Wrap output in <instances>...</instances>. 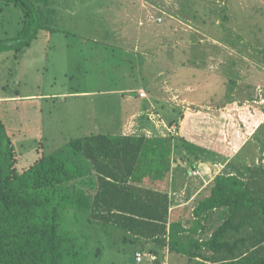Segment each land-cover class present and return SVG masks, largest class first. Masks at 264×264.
Instances as JSON below:
<instances>
[{
  "label": "rangeland",
  "instance_id": "374dc122",
  "mask_svg": "<svg viewBox=\"0 0 264 264\" xmlns=\"http://www.w3.org/2000/svg\"><path fill=\"white\" fill-rule=\"evenodd\" d=\"M30 1L42 28L23 49L24 11L0 1V119L19 169L93 134L173 138L171 222L189 229L217 176L264 166V0ZM134 249L95 262L134 264Z\"/></svg>",
  "mask_w": 264,
  "mask_h": 264
},
{
  "label": "trees",
  "instance_id": "16d2710c",
  "mask_svg": "<svg viewBox=\"0 0 264 264\" xmlns=\"http://www.w3.org/2000/svg\"><path fill=\"white\" fill-rule=\"evenodd\" d=\"M0 1L24 11L17 39L30 46L42 28L31 1ZM173 141L98 133L22 170L0 119V264H97L119 244L136 245L134 264L139 252L162 264L167 249L188 264H264V166L217 176L186 229L171 222ZM215 211L223 222L203 239Z\"/></svg>",
  "mask_w": 264,
  "mask_h": 264
},
{
  "label": "crops",
  "instance_id": "0c3cea01",
  "mask_svg": "<svg viewBox=\"0 0 264 264\" xmlns=\"http://www.w3.org/2000/svg\"><path fill=\"white\" fill-rule=\"evenodd\" d=\"M169 183V194H170V197L173 199H175L176 196H179L180 193H176V186L177 184H175L176 182H168ZM194 194V193H193ZM192 194V196H193ZM173 199V200H174Z\"/></svg>",
  "mask_w": 264,
  "mask_h": 264
},
{
  "label": "built area",
  "instance_id": "2783aa9c",
  "mask_svg": "<svg viewBox=\"0 0 264 264\" xmlns=\"http://www.w3.org/2000/svg\"><path fill=\"white\" fill-rule=\"evenodd\" d=\"M143 255L141 254V253H138L137 254V260H138V262H142L143 261Z\"/></svg>",
  "mask_w": 264,
  "mask_h": 264
}]
</instances>
